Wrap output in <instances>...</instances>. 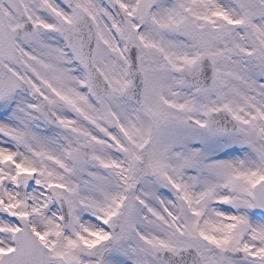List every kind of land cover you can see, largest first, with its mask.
Wrapping results in <instances>:
<instances>
[{
	"label": "snow or ice",
	"instance_id": "6c2138e0",
	"mask_svg": "<svg viewBox=\"0 0 264 264\" xmlns=\"http://www.w3.org/2000/svg\"><path fill=\"white\" fill-rule=\"evenodd\" d=\"M0 264H264V0H0Z\"/></svg>",
	"mask_w": 264,
	"mask_h": 264
}]
</instances>
